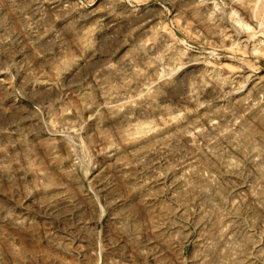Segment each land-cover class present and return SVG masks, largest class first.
I'll use <instances>...</instances> for the list:
<instances>
[{
  "label": "rangeland",
  "instance_id": "rangeland-1",
  "mask_svg": "<svg viewBox=\"0 0 264 264\" xmlns=\"http://www.w3.org/2000/svg\"><path fill=\"white\" fill-rule=\"evenodd\" d=\"M0 264H264V0H0Z\"/></svg>",
  "mask_w": 264,
  "mask_h": 264
},
{
  "label": "bare ground",
  "instance_id": "bare-ground-1",
  "mask_svg": "<svg viewBox=\"0 0 264 264\" xmlns=\"http://www.w3.org/2000/svg\"><path fill=\"white\" fill-rule=\"evenodd\" d=\"M235 6V5H234ZM240 21V20H239ZM257 90V89H256ZM197 132V131H196ZM143 203V202H142Z\"/></svg>",
  "mask_w": 264,
  "mask_h": 264
}]
</instances>
